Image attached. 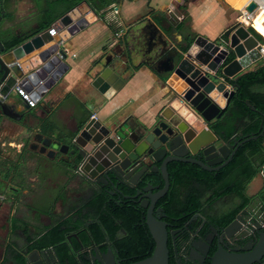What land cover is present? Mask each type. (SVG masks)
<instances>
[{
    "label": "flooded vegetation",
    "instance_id": "1",
    "mask_svg": "<svg viewBox=\"0 0 264 264\" xmlns=\"http://www.w3.org/2000/svg\"><path fill=\"white\" fill-rule=\"evenodd\" d=\"M196 1L182 0L181 4L188 10V6ZM81 4L67 11L64 5L55 9L51 0H0V264L4 257L11 260L9 264L140 262L155 248L147 225L150 209L153 220L164 225L168 233L170 262L173 264H211V258L220 247L231 255L253 250L264 235V110L254 106L250 98L243 97L239 80L257 72L264 62L256 69L251 67L258 62L253 64L233 79L222 80L221 71L214 74L217 77L215 89L225 86V89L218 90L221 102L219 98L214 102L225 112L221 119L207 126L228 149L223 148L220 154L198 152L181 157L183 161L194 160L201 165L168 162L169 187L165 193L162 173L156 170L161 163L156 159L172 158L170 155L142 156L132 167L127 152L115 149L111 142L115 151H110L109 158H103L101 171L96 172L85 163L97 151V146L87 139L99 141L107 137L115 140L116 132L124 128L135 132L144 129L145 125L129 116L122 118L117 113L100 119L95 115V109L85 104L77 122L71 124L75 119L73 115L66 113L64 116L67 120L64 140L38 133L36 126L52 121L54 116L62 113L54 107L65 99L61 94L65 78L56 83L48 94L50 96L37 102L31 98L32 83L19 85L11 80L3 63L4 60L12 61L15 49L37 35L51 30L54 36L59 35L58 26L54 27L56 23L69 12L71 16L78 14ZM226 13L233 23L228 21L222 35L214 41L219 48L217 54L229 50L228 38L223 34L237 20L235 9L230 7ZM53 16L58 17L51 24ZM143 33L145 39L141 52L145 61L153 53L158 55L154 49L159 42L163 44L161 52L170 50V44L162 41L158 31L146 33L147 38L145 30ZM58 45L59 51L65 47L61 42ZM193 52L197 49L194 48ZM71 57L76 59L77 54L72 52ZM200 57L205 59L206 55ZM231 57L235 59L229 52L227 61ZM59 65L57 77L63 73ZM37 77L46 81L47 70L38 73ZM7 81L11 85H6ZM250 89L264 105V85L255 81ZM225 93L229 95L225 97ZM244 104L256 116L245 115ZM88 115L86 122L95 116L89 131L92 136L88 133L76 143L77 128ZM98 122L101 125H97ZM46 137L53 141L49 149L46 148ZM56 141L61 146L52 148ZM63 145L68 148L62 149ZM259 146L261 153L257 152ZM253 174L255 176L247 187L257 179L260 186L252 195L246 192L243 197L239 190ZM195 198L200 202V208L194 209ZM61 203L64 209L55 215V225L49 227L48 223L39 221L35 226L32 223L25 226L29 224L30 206L34 209ZM57 225L65 235L60 247L67 248V257H61L54 247L30 250L19 241L23 233L42 238ZM116 226L119 229L114 232L112 228ZM44 227V230L38 229ZM258 258L253 255L246 260L255 264Z\"/></svg>",
    "mask_w": 264,
    "mask_h": 264
},
{
    "label": "water",
    "instance_id": "2",
    "mask_svg": "<svg viewBox=\"0 0 264 264\" xmlns=\"http://www.w3.org/2000/svg\"><path fill=\"white\" fill-rule=\"evenodd\" d=\"M218 1L224 5L223 0ZM178 2L181 3L182 0H178ZM254 9L255 5L251 4L248 11L252 12ZM90 10L91 8L88 6L86 12ZM57 26L56 30L59 35L54 36L53 30L37 35L31 41L15 49L13 53L15 57L12 58V61H3L11 74V80L19 85L23 82L32 83L31 98L37 102L46 98L56 83L62 77L65 78L71 70L67 63L69 52L65 47L59 51L58 44L60 42L62 44L69 43L70 40L88 29L90 24L84 14L75 19L69 12L54 27ZM63 32L66 33V37ZM256 33L260 35L257 31ZM161 36L162 41L167 44L168 39L165 41L164 35ZM223 37L228 38L226 44L229 50L221 51L218 54L219 48L215 46L214 42H210L204 37H198L185 51L174 48V51L161 52L160 45L163 44L159 42V45L154 49L158 55L153 53L149 60L145 61L144 59V62L162 79H165L164 82L171 87L174 95L173 105L167 107L162 117L158 118L155 123L149 127L145 126L144 129L134 132L133 129L128 128L126 130L124 128L115 133L117 134L115 140L107 137L99 141L92 138L87 139V142L92 141L97 146V151L92 157L86 159V165L91 166L96 172H100L103 158H109L110 151H115L117 148L127 152L132 167L142 156L158 158V154H162L163 157L170 155L172 158L156 159L157 162L161 163V166L157 167L156 170L162 173L165 181L163 193H165L169 187L168 162L180 161L201 165L194 160L183 161L181 157L185 154L195 155L198 152L203 154L217 152L220 154L223 148L228 149L223 146L222 140L216 136L213 130L207 126L209 123L221 119L225 112L214 102L215 99L219 98L218 90L221 87L222 90L225 89L223 85L215 89L214 80H217V77L214 74L221 71V76L229 79L242 74L253 64L264 59V43L260 42L240 23H235L233 27L227 29ZM139 40V35H133L126 46L124 55L114 58L112 54L102 60V63L93 67V74L90 77L92 86L106 101L112 100L126 84L127 56L143 57ZM194 48L197 49V52H193ZM210 48H212L211 51H209ZM171 52H173L172 56ZM229 52L234 54L235 59L227 63ZM201 55H206V58H201ZM60 56L63 59H60ZM123 57H126V60H123ZM57 62L60 63L59 69H63L61 77L56 76ZM43 70H47L46 81L37 77L38 73L40 74ZM6 85H11V83L7 81ZM228 95L225 93V97ZM94 122L95 119L93 118L91 121L85 122L82 128H77L76 143L84 139L88 133L92 136L89 131H91ZM97 125H101V123L98 122ZM126 126L129 127V125ZM46 139L48 142L46 148L49 149L53 141L49 137ZM111 142H113L115 149H112ZM54 145L61 146V143L54 142L52 148ZM65 148L67 149L68 146L63 145L62 149ZM147 225L155 241V248L151 256L134 264H170L168 233L164 225L153 220L151 209L148 211ZM253 255L259 256L255 262L253 261L255 264H264V235L260 237L253 250L242 254L231 255L223 247H220L211 258V264H249V260L246 259Z\"/></svg>",
    "mask_w": 264,
    "mask_h": 264
},
{
    "label": "crops",
    "instance_id": "3",
    "mask_svg": "<svg viewBox=\"0 0 264 264\" xmlns=\"http://www.w3.org/2000/svg\"><path fill=\"white\" fill-rule=\"evenodd\" d=\"M211 1L213 4L216 2L222 7L224 11L221 12V9L218 11L216 10V18L221 17L220 20L223 23L225 21V24L227 25L229 17L226 12L230 9V5L224 1V4H226L225 6L220 4L218 0ZM231 1L234 3L233 6L236 8L238 3L242 4L245 0H239L240 2L238 0ZM209 2L210 0H206L203 4L199 3L200 5L196 3L191 4L188 7L187 13L192 18V21L185 25L182 22V9H180L182 8V4L179 3L178 0H168V3L163 6H158L157 0H124L121 4L117 5L118 7L113 5L114 8L119 11V15L116 19L118 20V26L121 27V30L117 35L110 30L107 23L101 20L94 11L90 10L86 12L88 10V6L86 3H82L80 6L81 10L78 14H72L73 18L77 19L84 14L90 26L77 37L70 40L69 43L65 44L67 51L70 53L67 63L70 65L71 70L65 76L64 82L62 83L63 89L61 94L64 95L63 97H65V99L60 105H56L54 107V110H62V113H60L59 116H54V119L52 120L57 125L58 131L63 133L67 129L65 124L67 120H64L66 113L75 117V119L73 118L71 124L74 121L77 122V117L81 111H84L85 104L91 109L96 108L94 113L96 116L100 117V119H105L109 115L117 113L122 118L129 116L138 120L146 127H149L155 123L158 118H161L165 109L171 104L173 105V91L171 87L164 82L165 79H162L160 75L154 72L152 68L144 62L143 57L127 56V74L125 75V77H127L126 84L112 100L106 101L104 97L100 95V97L94 101L90 97V94L86 92V79L90 74H93V67L98 63H102V60L105 58L111 56L112 54L114 58L121 54L124 55V53H126V46L133 35H139L141 38L140 45L142 46L145 39L143 33L144 30L145 34L147 33L148 35L150 32L154 31H158L160 35L163 34L165 41L168 39L167 44H170L171 51H174V48L185 51L188 47V40L185 36L189 32L198 34V37L206 38V36H208L210 38L207 31L202 28V23L207 18L209 13L204 14L199 9L200 7L204 8L206 4H209ZM180 27H182L183 32L180 31ZM63 34L66 37V33L63 32ZM147 34L146 38L148 37ZM260 34L263 33L261 32ZM219 37L215 39L210 38V40L208 38L206 39L210 42H214ZM161 46L163 45H160V47ZM113 51L114 53H112ZM72 52L77 54L76 59H71ZM171 55H173V52H171ZM123 60H126V57H123ZM102 101L105 102L102 104ZM35 131L46 136L53 137V139L55 138L59 141L65 139L64 135L59 138V132L57 135H47L43 132L42 125L36 126ZM259 186L260 180L257 179L251 185L246 187V192L252 195L258 190ZM253 187H255V189ZM252 189H254L253 192L251 191ZM29 208L32 209L31 206ZM39 208L34 207L32 210L30 209L31 215L29 217V224L26 223L25 226H29L31 223L35 226V223L39 221L48 223L49 227L55 225L57 223L55 215H58L59 212L64 209V205L61 203L56 206H41ZM37 211H39L40 214H38ZM38 229L41 231L46 229V227ZM37 239L39 238L32 237L30 234L25 236V233H23V236L19 237L21 245L27 249H30L31 243ZM9 263H11V260L6 257H4L1 261V264Z\"/></svg>",
    "mask_w": 264,
    "mask_h": 264
},
{
    "label": "trees",
    "instance_id": "4",
    "mask_svg": "<svg viewBox=\"0 0 264 264\" xmlns=\"http://www.w3.org/2000/svg\"><path fill=\"white\" fill-rule=\"evenodd\" d=\"M55 9H59L62 5L67 7V11L73 9L76 5L80 4V3H86L92 11H94L97 16H99V18L103 21H105L108 25V27L110 28V30L113 31V33H115V35L118 34V32L121 30V27L118 26V20L116 18H111L109 16H107V11L111 6H116L121 4L124 0H51ZM128 1H133V0H128ZM182 9V13L181 15L183 16V24H187L190 23L192 21V18L188 15L187 13V7H182L180 8ZM58 16H53L50 23L52 24ZM251 33L257 38L259 39L262 43H264L263 38L258 35L256 33L255 30H253L252 28H249ZM180 31L183 32L182 27H180ZM185 38L188 40V47L185 49H189L190 46L193 44V42L198 38V34H193V33H188ZM233 60V57H231L227 63L231 62ZM255 81L258 82V84L260 85H264V66L261 67L257 72L254 73H249L245 76H243L240 80H239V84L241 86H243V97L244 98H250L251 103L256 106L259 110H264V105L261 104L254 96H253V91L252 89H250V87L252 86V84H255ZM243 107V111L245 115H249L250 117L252 116H256L255 113L252 112V110L247 107L245 104L242 105ZM258 116V115H257ZM90 117V115H88V117L85 118V120L83 121V123L81 124V128L84 126V123L88 120V118ZM43 128V132L46 133L47 135H54L59 132L57 129V125L53 122V121H47L42 125ZM260 132V131H259ZM258 132V133H259ZM65 133L63 132H59L58 136L59 138H61L60 136H63ZM257 152L261 153L262 152V148L259 146ZM255 174L251 175L250 179L245 183L244 187L242 189L239 190V193L241 196L245 197V193H246V187L249 184V182L254 178ZM195 205H194V209L200 208V202L198 201V199H194ZM114 232H116L119 229V226H116L115 228H112ZM65 240V235L63 232H60V226L57 225L55 227H53L48 233L47 235H44L42 238H39L35 241H33V243H31L30 245V249L34 250V249H41L43 247H54L58 253H60L61 257H67L68 254V250L65 247H60V243L62 241ZM154 251L153 250L148 253L147 258L149 256L152 255ZM171 264H173L172 262H170Z\"/></svg>",
    "mask_w": 264,
    "mask_h": 264
},
{
    "label": "rangeland",
    "instance_id": "5",
    "mask_svg": "<svg viewBox=\"0 0 264 264\" xmlns=\"http://www.w3.org/2000/svg\"><path fill=\"white\" fill-rule=\"evenodd\" d=\"M147 1H149V0H147ZM208 1V0H207ZM224 2H226V3H228V5H230V7L231 8H233V9H235L236 11H237V13L235 14V16H238V6H239V3H238V6L236 5V8L233 6L234 5V3L231 1V0H223ZM239 1V0H238ZM241 1V0H240ZM239 1V2H240ZM204 2H206V0H198V1H196V4H203ZM138 3H140V2H138ZM157 3H158V6H163V5H165V4H167L168 3V0H160V1H158L157 0ZM208 3V2H207ZM195 4V3H194ZM199 4V5H200ZM194 6V5H193ZM213 6H214V8H213ZM216 6H217V9H216ZM189 7V6H188ZM200 9V11L202 12V13H204V14H208V16H207V18L204 20V22L202 23V28H203V30H206L207 31V33L209 34V36H210V38H212V39H215V38H217V37H219L220 36V34L225 30V28H226V24H225V21H224V23L220 20L221 19V17L219 18V17H217L216 18V16H217V11L218 10H220L221 12L222 11H224L223 9H222V7L218 4V3H216V2H214V4H213V2L210 0V2H209V4H206L205 5V7L203 8V7H200L199 8ZM217 10V11H216ZM198 15H199V13H198ZM228 15V14H227ZM107 16H108V14H107ZM228 16H230V15H228ZM215 22H214V21ZM231 21V22H230ZM229 22L230 23H233V19H229ZM224 24H225V26H224ZM255 27V31H257L259 34L261 33V31H259L258 29H260V30H264V20L262 21V22H260V21H257L256 20V25L254 26ZM248 32H250L251 33V31H250V29L249 28H247V27H244ZM263 34H260L263 38H264V32H262ZM252 34V33H251ZM222 35V34H221ZM253 35V34H252ZM205 36H206V34H205ZM254 36V35H253ZM206 38H208L209 40H210V38L208 37V36H206ZM259 40V39H258ZM211 41H214V40H211ZM260 41V40H259ZM261 42V41H260ZM264 59H262V60H260L257 64H255L253 67H251V69H256V68H258V67H260V65H263L264 63ZM263 63V64H262ZM90 77H91V74L88 76V78L86 79V82H87V84H86V92L88 93V94H90V97L94 100V101H96L99 97H100V93L92 86V82H91V79H90ZM103 97V96H102ZM219 101H220V99H219ZM102 104H103V101H102ZM95 110H96V108H94ZM254 189H255V187H253ZM254 189H252L251 191L253 192V190Z\"/></svg>",
    "mask_w": 264,
    "mask_h": 264
},
{
    "label": "built area",
    "instance_id": "6",
    "mask_svg": "<svg viewBox=\"0 0 264 264\" xmlns=\"http://www.w3.org/2000/svg\"><path fill=\"white\" fill-rule=\"evenodd\" d=\"M251 4L255 5V9L252 12H249L248 8ZM111 8V10L109 9V13L111 14H109L108 11L107 14L111 18H116L119 15V11L115 9L114 6ZM258 17L264 18V0H248L242 9H238L236 23H240L243 27L255 29L254 20ZM180 19L182 20L181 17ZM223 79H225L224 76H222V80ZM93 118H95V116H93Z\"/></svg>",
    "mask_w": 264,
    "mask_h": 264
},
{
    "label": "bare ground",
    "instance_id": "7",
    "mask_svg": "<svg viewBox=\"0 0 264 264\" xmlns=\"http://www.w3.org/2000/svg\"><path fill=\"white\" fill-rule=\"evenodd\" d=\"M244 1V0H243ZM242 1V2H243ZM247 1L248 0H245L242 4L240 3L239 4V9H242L244 6H245V4L247 3ZM256 20L257 21H260V22H262L263 20H264V18H261V17H258V18H256L255 20H254V26L256 25ZM259 31H261V32H264V30H260V29H258ZM15 43V42H14ZM161 177V176H160ZM205 177V176H204Z\"/></svg>",
    "mask_w": 264,
    "mask_h": 264
}]
</instances>
